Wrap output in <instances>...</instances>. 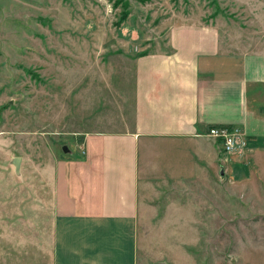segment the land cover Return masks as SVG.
<instances>
[{"label": "rangeland", "instance_id": "1", "mask_svg": "<svg viewBox=\"0 0 264 264\" xmlns=\"http://www.w3.org/2000/svg\"><path fill=\"white\" fill-rule=\"evenodd\" d=\"M182 22H223L264 48V0H0V264H49L36 223L51 215L55 161L82 158L81 134L122 109L132 59L169 50L168 28ZM255 98L264 115V82ZM257 160L244 189L219 181L217 211L196 236L162 212L194 198L190 187H162L138 213L136 264H193L187 251L202 264H264V153Z\"/></svg>", "mask_w": 264, "mask_h": 264}, {"label": "crops", "instance_id": "2", "mask_svg": "<svg viewBox=\"0 0 264 264\" xmlns=\"http://www.w3.org/2000/svg\"><path fill=\"white\" fill-rule=\"evenodd\" d=\"M222 25H170L169 50L132 59L131 91L124 89L122 109L105 122L113 124L99 122L101 128L81 134L83 159L55 161L46 195L51 215L36 223L51 242L49 264H136L138 213L162 187H190L186 197L194 198L169 202L162 212L163 219L173 214L172 224L184 220L191 236L209 228L204 218L217 211L220 180L244 189L250 165L264 153V115L255 98L264 82V48ZM219 125L243 129L244 159L225 154L207 135ZM186 256L202 264V254Z\"/></svg>", "mask_w": 264, "mask_h": 264}, {"label": "built area", "instance_id": "3", "mask_svg": "<svg viewBox=\"0 0 264 264\" xmlns=\"http://www.w3.org/2000/svg\"><path fill=\"white\" fill-rule=\"evenodd\" d=\"M207 135L220 141L222 151L225 154H233L239 159H244L246 136L241 127L225 125L210 126L207 129ZM80 153H83L82 148Z\"/></svg>", "mask_w": 264, "mask_h": 264}, {"label": "water", "instance_id": "4", "mask_svg": "<svg viewBox=\"0 0 264 264\" xmlns=\"http://www.w3.org/2000/svg\"><path fill=\"white\" fill-rule=\"evenodd\" d=\"M61 148H62V150H63L64 152L66 151L65 146H62ZM20 160H21L20 156H12V157H10V159H9V163L12 165V170H13V173H14L15 175H19ZM220 173H221V172H220ZM155 264H169V263H167V262H165V261H158V262H156Z\"/></svg>", "mask_w": 264, "mask_h": 264}]
</instances>
